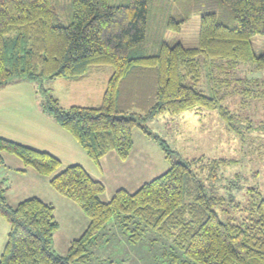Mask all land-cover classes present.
I'll list each match as a JSON object with an SVG mask.
<instances>
[{
  "label": "trees",
  "instance_id": "trees-1",
  "mask_svg": "<svg viewBox=\"0 0 264 264\" xmlns=\"http://www.w3.org/2000/svg\"><path fill=\"white\" fill-rule=\"evenodd\" d=\"M192 1L200 13L197 46L161 41L154 53L133 54L146 35L149 0H70L67 23L54 0H0V88L15 79L79 80L91 67L110 66L100 105L63 108L47 96L42 111L95 163L110 151L126 160L135 128L170 161L136 190L118 188L104 201V184L80 164L63 166L51 152L0 136V163L2 153L17 157L22 165L16 171L49 177L51 188L88 218L81 235L58 254L54 206L36 196L12 206L0 181V216L9 225L0 264H89L112 227L133 243L162 242L167 264H264V196L252 189L246 202L231 200L237 215H223L227 199L208 191L204 180L215 181L230 160L182 159L147 128L149 119L164 113L200 108L215 110L235 131L237 114L227 97L238 95L242 105L264 102V50L256 54L251 43L254 34L264 35V0ZM229 9L234 25L218 18ZM187 18L170 17L166 27L179 30ZM253 72L260 76L247 75ZM205 77L208 93L199 88Z\"/></svg>",
  "mask_w": 264,
  "mask_h": 264
},
{
  "label": "rangeland",
  "instance_id": "rangeland-1",
  "mask_svg": "<svg viewBox=\"0 0 264 264\" xmlns=\"http://www.w3.org/2000/svg\"><path fill=\"white\" fill-rule=\"evenodd\" d=\"M123 1L125 0H109V3L114 5ZM54 3L56 11L63 17L64 23H67L70 0H54ZM183 15H187L188 18L180 24L179 30L166 27L170 17L180 19ZM199 18L200 13L192 0H149L146 35L144 41L133 48L132 53H154L158 50L161 41L169 44L180 42L186 47L197 46ZM218 18L229 25L235 24L230 9L225 16L219 15ZM251 43L254 52L261 53L264 50V35L254 34ZM111 73L110 66L91 67L79 80L63 77L52 80L45 78L40 82L25 80L17 85L10 83L12 87L5 85L3 88L11 89L8 93L11 97L21 96L32 105L36 101L41 108L47 96L56 98L63 108L71 105L98 106L102 102ZM247 75L257 77L260 73L253 72ZM16 80L18 79L14 81ZM207 86L205 77L201 80L199 88L208 93ZM239 100L238 95H230L225 101L237 114V120L234 122L237 126L235 131L226 128L215 110L200 108H193L178 115L164 113L146 122L147 128L166 140L170 148L182 159L205 156L230 160L221 168L219 177L215 181L204 180L208 191L227 199L228 208L223 212L225 216L237 215L238 211L233 202H246L252 189L264 196V127H261L264 124V102L253 99L242 105ZM48 118L55 123L50 116ZM26 119L16 116L15 124L29 125L30 120ZM248 123L254 127L251 131L245 128ZM5 126L10 128L12 122L7 123L6 120L0 119V127ZM50 128L49 126L48 130ZM44 129H47L46 125ZM49 133L51 137L47 140L54 142H43V146L50 149L53 144L61 142L55 145V151H62L60 159L62 165L66 166L65 162L69 161L70 155L65 154L67 150L62 147L72 136L67 134V137L66 133H63L66 137L56 139L55 131L50 130ZM41 150L51 152L45 148ZM3 154L6 157H2L4 162L0 163V181H4L8 187L5 193L8 202L14 206L24 198L36 196L51 203L58 222V228L53 236V250L58 254H65L70 241L85 230L88 218L78 205L51 188L48 184L49 177L39 175L33 169H29L27 175L21 176L16 171L21 161L8 153ZM74 156L78 158L77 155ZM88 160L83 161V158H79V161H82L81 166L91 175L95 172L96 178L103 182L105 189L100 197L104 201L109 200L119 187L134 191L142 183L164 172L170 166V161L164 157L158 143L138 128L133 131V145L125 162L108 157L106 161H102L103 169L100 170L98 163ZM8 228L7 221L0 216V249H3ZM105 240L99 245L89 264H167L162 254L165 245L160 241L145 239L133 243L128 241L126 234L117 227H112L106 232Z\"/></svg>",
  "mask_w": 264,
  "mask_h": 264
},
{
  "label": "crops",
  "instance_id": "crops-1",
  "mask_svg": "<svg viewBox=\"0 0 264 264\" xmlns=\"http://www.w3.org/2000/svg\"><path fill=\"white\" fill-rule=\"evenodd\" d=\"M19 80H21V82H17ZM22 81H25V80L18 79L16 81H12L10 83H12L13 85H17L19 83H23ZM10 83H9V85L7 84V86L12 87V86H10ZM9 92H11V89L5 90V88H3V87L0 88V116L2 113V117H0V119L6 120L7 123L9 121L12 122V126L10 128H8L7 126H5L6 128L0 127V134H1L0 136L6 137V138H9L12 140H16L18 142H21L23 144L29 145V146L37 148V149H41V148L48 149L49 151L53 152V154L56 155L60 159V157L62 156L61 155L62 151L61 150L55 151V145H57V143L61 144V142H57V143L53 144V147H51L50 149L47 147H44L43 142L44 143L45 142H48V143L54 142V140H47L48 137H51V136H49L50 130H53L57 133V135L54 136V138H56V139H58V138L61 139L62 136L68 137V135H70V134H68L63 129H61L59 126H57V124L51 122L50 118H48L50 115L43 112L41 106L36 101H34V104L32 105L31 103H28V100L26 98L24 99L21 96L18 98L16 96L11 97V95L8 94ZM17 112H19V113H17ZM20 113H21V115H17ZM16 116L21 117V118H27L26 120H28V121L30 120L29 125H22V124L16 125L15 124ZM45 125L47 126V129H44ZM49 126L51 128L48 130ZM58 127L60 130H58ZM63 133H66L65 134L66 136ZM69 139H70V141L64 142V146L62 147L63 149L67 150L65 152V154L70 155L69 161H67L65 163L67 165L72 164V163L80 164V162H82V161H79L80 157L83 158V161L86 159L88 160L89 158L87 157V155L85 154L83 149L79 146V144L73 139V137L69 138ZM74 155H77L78 158H76V156H74ZM1 157H6V156H4V154L2 153ZM108 157L112 160L117 159V161H121L114 151H110L109 153H107L105 156H103L100 159V162L98 163L100 166V168H99L100 170L103 169L102 161L103 162L106 161V159ZM63 158H65V157H63ZM60 160L62 161V159H60ZM124 162H125V160H124ZM21 165H22L21 162H19V164L17 166L21 167ZM92 168H93V166H92ZM29 171L30 170H27L26 172L19 173V174L21 176L23 174L27 175L29 173ZM93 172L94 171H92V173ZM93 175H92L93 177H95V178L97 177L95 172L93 173ZM96 179L100 180L99 178H96ZM119 188H124V187H119ZM1 250L2 249H0V252H1Z\"/></svg>",
  "mask_w": 264,
  "mask_h": 264
}]
</instances>
